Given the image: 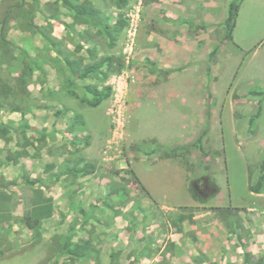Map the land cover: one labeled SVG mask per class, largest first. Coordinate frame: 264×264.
<instances>
[{
	"label": "rangeland",
	"instance_id": "1",
	"mask_svg": "<svg viewBox=\"0 0 264 264\" xmlns=\"http://www.w3.org/2000/svg\"><path fill=\"white\" fill-rule=\"evenodd\" d=\"M17 1L0 0V19ZM25 1L26 9H30L33 0ZM54 1L39 0L34 6L37 9L34 22L45 27L51 15L61 14L60 21L53 22V34L64 41L63 51L73 53L81 43L84 49L77 56L83 57L87 64L93 61L87 60V52L94 46L98 58L113 57L123 61L124 67L115 74L104 68L95 81L73 83L63 55L53 57L39 33L22 32L16 22H11L9 38L27 37L26 46L33 57L47 64L46 69L50 66L61 71L63 78L51 79V86L61 80L63 87L69 90L49 95L56 104L47 105L46 116L62 118L74 112L73 117L82 119L85 124L69 125L51 152L60 153L63 159L72 162L84 157L98 164L100 180L108 183L115 179V183L128 190L130 202L138 203L149 193L156 210L152 213L145 210L130 223L124 218L127 230L134 227L136 232L162 229L171 212L169 206L192 200L188 184L193 180L201 195L210 198L205 205L195 201L191 207L179 208L178 213L190 217L194 213L206 215L204 219L220 222L224 210L237 208L248 227L244 236L249 238L251 233L264 236V196H256L249 188L257 184L264 161V0L241 3L234 42L226 40L225 21L221 18L223 6L231 0H202L219 4V9L213 12L216 22L212 25L209 24L212 19L192 22V17L195 19L198 14L191 10L180 16L173 10L182 9L180 7L188 1L192 5V0H131L121 10L113 6L116 0H89L111 18V25L119 18L126 22L113 48L93 27L85 29L77 25L67 29L64 23L71 24L72 19L64 9H58ZM178 16L181 20H176ZM86 30L91 32L92 45L80 42ZM21 49L24 50L20 47L19 55ZM116 66L117 63L113 69ZM104 75L108 77L106 80ZM6 76L7 72L0 70V77L5 79ZM9 84L14 85L13 81ZM90 84L100 89L111 88V97L98 107L87 106L83 100L92 98L85 88ZM72 92L76 96H72ZM44 97L48 98V94ZM26 99L21 106H31L33 100L27 96ZM14 113L18 112L3 109L0 120L10 117L21 120L20 113ZM89 131H94L92 138L97 141V147L89 149L87 154V147L92 145ZM68 132L72 134L70 137L66 135ZM182 147L189 148L191 153L179 160L161 158L164 151ZM34 148L25 156L27 161L31 160ZM3 149L0 160L9 152V148ZM12 151L14 158L21 156L22 151ZM25 168L27 174L32 170L30 165ZM23 172L20 167L12 171L9 176H17L12 181L15 184L4 188L0 174L1 189L12 193L13 202L18 205L16 212L21 213L25 208L20 205L30 199L33 192V186L25 183ZM211 178L220 189L214 197ZM95 199L96 203L101 200L99 196ZM122 200L118 198L114 203L121 204ZM61 217L59 214L55 222L43 223V240L40 241H35L32 232L22 226L14 225L8 233V225H0V241L4 242L0 252H5L0 255V264H129L123 253L120 257L116 255L118 246L111 240L115 232L111 226L106 228L111 223L95 226L79 220L71 223ZM136 221H139L138 226ZM226 222L224 228L230 230L231 219L227 218ZM70 228L77 239L81 238L76 232L87 230L98 252L78 261L60 255L58 243ZM262 257L264 264V254Z\"/></svg>",
	"mask_w": 264,
	"mask_h": 264
},
{
	"label": "crops",
	"instance_id": "2",
	"mask_svg": "<svg viewBox=\"0 0 264 264\" xmlns=\"http://www.w3.org/2000/svg\"><path fill=\"white\" fill-rule=\"evenodd\" d=\"M200 1L202 0H192V3L190 2L192 5H190L188 1L187 4L184 3L180 7L182 9L173 10L179 12V16L191 10L193 13L198 14V17L194 14L195 19L192 17V22L193 20H201L202 18L204 21H210V19H212L213 21H210L209 24H214L216 22V13L213 15V12L219 9V4L209 1H202L203 3H200ZM229 2L222 8L223 14L221 18L224 21L227 19ZM189 6L191 9H188ZM241 12L242 9L240 7L238 20L240 19ZM179 16L176 20H181ZM238 20L234 33L238 28ZM82 27L89 29L88 26L82 25ZM234 33L233 38L235 40L236 35H234ZM53 36L57 40L62 41L61 36H58L56 33H54ZM11 40L17 47L27 49L29 55L34 58L33 52H30V49L26 46L27 41H29L27 37ZM22 44H24L25 47H23ZM42 46L44 47V43ZM50 52L53 57L61 58L55 51L52 50ZM46 66L47 64L42 68L44 70L40 69L34 73L33 82L28 87L27 98L34 102H31L30 111L25 121L29 126L27 129V137L29 139L35 138L34 140L31 139L32 146H21V136H18V134L15 135L14 133L15 130H18L22 125V118L19 120L10 117L0 120V124H4L11 128L12 134L10 136L13 137L11 141H6L4 143V140L0 139V150L9 148V152L5 154V158L0 161H6L11 157L12 150L18 149L20 151H26L28 154L31 152L30 148H34L33 146H35L34 151L31 153V160L27 161L25 158L26 155H22L20 156L21 158H18L16 163H11L0 168V174L3 176L1 182L10 183L14 181L13 179L17 178V176L11 177L9 175L12 171L18 170V167H20V170H24L22 174L26 179L25 183H27V181H37L38 183L33 186V190L39 188L43 190V196L51 199L54 212L53 216L44 220L43 223L55 222L58 220L59 214L62 215V220H69L71 223L77 220H79L80 223L92 222L95 226H97L98 223L101 225H104V223H111V225L108 224L109 227L106 228L110 229L111 226V229L115 232V236L111 240H115V246H118L116 255L120 257L123 253L129 260V264H245V253H251L254 256V261L263 258L264 236H256L252 233L249 235V238L244 236L248 233V227L242 212L239 213L241 229L237 232L230 231L224 228L225 222L223 220L220 222H216V220L209 221L204 219L206 215L194 213L190 217L185 216L183 213H178L179 208L183 206H193L195 202L193 199L185 204L174 203V205L169 206L171 212L168 213L167 219L160 230L153 232H136L135 227L132 229L129 228L128 230L125 229L126 223L123 222L124 218L127 223H130L135 221L142 213H145V210L150 213L156 210L155 207L152 206L150 195L147 193L148 197L145 198L147 200L141 199L138 203L137 201H129L125 205L115 204L114 201L116 202L119 197L115 196V194L108 197L111 186L115 184V179L108 180V183H104L100 180V169L98 164L90 163L88 159H84V157H81L78 161L72 162V160L63 159L64 156L60 153L51 152L52 148L54 149L58 146L56 145L58 143V138L64 136L63 134L66 132V128L69 125L73 127V125L76 126V124H85L82 119L73 117L74 115L76 116L74 112L71 114L68 113L67 116L62 118L46 116L44 109H46L47 105L51 106L56 104L49 98V95L54 91L60 92L62 90L67 93V89L63 87L61 80H59V82L56 81L53 87L50 84L51 79H61V71L54 67L51 68L50 66L46 69ZM35 85H37L36 88ZM34 89H37V91L32 94L31 91ZM45 94H48V98L44 97ZM36 98L38 99L37 101L35 100ZM13 120H16V122H13ZM71 131L73 130L71 129L70 132ZM89 132L91 133L92 145L87 147V154L88 151H90L89 149L94 150V148L97 147V141L92 138L95 134L94 131ZM68 133H66V135L70 137L72 134ZM96 140H98V138ZM100 140L103 141V137H101ZM70 144L71 143H69V149H71ZM28 165H30L32 169L29 174L25 173V171H27L25 166L27 167ZM86 165L93 166V170L91 169L90 174L82 175V173H80L74 175L69 172L73 167H77L81 170ZM46 183H50L47 188H45ZM257 195L261 197L264 196V193L256 194V196ZM96 196H99V199H101L98 203H96ZM33 198L32 195L30 199L20 205V207L22 206L25 208L24 211L31 210L35 207V205L32 204ZM107 201L109 203L108 205L105 204ZM17 208L18 205L13 208V216H22L26 212H16ZM61 209L64 212H60ZM138 222L139 221L135 222L137 226L139 225ZM70 226L74 228L73 224H70ZM72 228L66 232V236L71 232ZM76 233H78L81 239H77L76 234L73 235L71 232L73 242L81 243L91 240L92 243L96 245L94 238L87 233V230Z\"/></svg>",
	"mask_w": 264,
	"mask_h": 264
},
{
	"label": "trees",
	"instance_id": "3",
	"mask_svg": "<svg viewBox=\"0 0 264 264\" xmlns=\"http://www.w3.org/2000/svg\"><path fill=\"white\" fill-rule=\"evenodd\" d=\"M130 1L131 0H116L113 2V6L121 10L125 8ZM243 1L244 0H231L229 4L227 19L225 21L227 30L225 38L229 42H234L233 33L237 25L239 11ZM38 2L39 0H33V4L30 9H26V1L18 0L16 5L7 9L3 17L0 19V70L7 72L5 79L0 77V111L6 109L7 111L18 112L21 114L23 123L18 130H15L14 133L15 135L18 134V136H21V146L23 147L32 146L30 139L27 137V129L29 126L25 121L31 106L24 107L21 106V104L27 101L26 96L28 93V87L33 80L34 73L45 66V64L44 62L39 61V59L36 60L35 58H32L27 49H21L19 55V47H17L8 36L11 29V22H16V27L22 32H30L31 34L39 33L50 51H55L58 56L63 55V62L68 68V72L73 83L77 84V82L87 80L95 81L99 78L98 73L101 74L104 68L110 71V74H115L120 73L124 67L123 61H116L113 57L98 58L94 46H91L87 52V60L93 61L92 63L87 64L84 63L85 59L83 57L77 56L84 49V45H81V43L78 45L77 50L73 53L63 51L62 47L64 46V42L57 40L53 36V22L60 21L62 17L61 14L51 15L47 19V25L45 27L36 25L34 19L37 9H34V6H37ZM54 4L57 5L58 9H64L72 19L71 24L64 23L67 29L74 28V26L77 25L93 27L108 39V45L110 48H113L116 45L119 35L126 27V22L121 18H119L114 25H111V18L104 15L99 8L94 7L89 0H83L82 2L81 0H55ZM82 41H86L92 45L93 42L91 40V32L86 30L82 33L80 36V42ZM115 63H117V66L113 69ZM107 78V75H104V80ZM10 81H13V86L9 84ZM85 88L92 98L83 100V103L92 108L98 107L104 101H107L112 95L111 88L100 89L94 84L87 85ZM66 91L67 93L69 92V90ZM71 95L76 96L73 92ZM11 134L12 131L10 127L0 124L1 139L5 141L12 140L13 137L10 136ZM9 136L10 139H8ZM190 153L191 151L189 148H174L170 151H164L161 154V158L166 160H179L184 158L186 154ZM20 155H27V152L22 151ZM149 155L150 154H148V156ZM17 161V158L11 156L6 161H0V168L11 163H16ZM91 169L93 170L92 165H86L81 170L77 167H73V169H70L69 172L74 175L80 173L85 175L90 174ZM260 171L261 176L257 184L255 186L250 185L249 187L250 191L255 194H262L264 191V161H262L260 165ZM36 183L38 182L27 181V184L32 186ZM193 183V180H189L188 191L192 199L205 205L210 197L204 198L200 193V188L195 187ZM14 184V182H1V186L3 188L10 187ZM210 185L215 190L214 195H212L214 197L219 193L220 189L212 178L210 179ZM109 192L108 197L115 194V196L123 199L119 205H125L130 201L128 190L119 183L113 184ZM32 195L34 197L32 204H34L35 207L31 210H27L22 216H13V208L17 206V204L13 202V195L8 190L1 189L0 187V225L7 224L8 233L14 225L22 226L32 232L33 239L35 241H40L43 240V221L53 216V206L51 199L43 196L42 189H34ZM105 204L108 205V201L105 202ZM239 213L240 211L237 208L226 209L223 211V221L226 223L227 218L231 219L230 223L232 226L230 231L237 232L241 229V219ZM62 239L63 240H60L58 243L60 255H65L70 260H83L84 258L91 256L92 252H98L91 240L81 243L73 242L71 232H69L67 236L62 237ZM2 244H4V242L0 241V245ZM4 253L5 252L2 251L0 252V255H4ZM244 262L245 264H261L263 261L261 259L254 261V256L251 253H245Z\"/></svg>",
	"mask_w": 264,
	"mask_h": 264
}]
</instances>
